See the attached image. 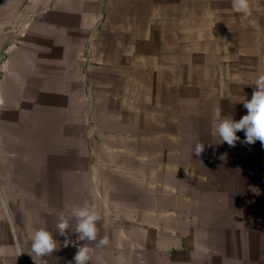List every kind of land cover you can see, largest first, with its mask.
<instances>
[{
	"label": "crops",
	"instance_id": "obj_1",
	"mask_svg": "<svg viewBox=\"0 0 264 264\" xmlns=\"http://www.w3.org/2000/svg\"><path fill=\"white\" fill-rule=\"evenodd\" d=\"M249 3L0 0V264H75L84 244L89 264H264V147L212 134L264 74ZM85 203L97 239L64 247L57 217ZM39 228L58 250L33 259Z\"/></svg>",
	"mask_w": 264,
	"mask_h": 264
},
{
	"label": "clouds",
	"instance_id": "obj_2",
	"mask_svg": "<svg viewBox=\"0 0 264 264\" xmlns=\"http://www.w3.org/2000/svg\"><path fill=\"white\" fill-rule=\"evenodd\" d=\"M234 11L242 13L244 18H249L252 14L249 0H232ZM255 90L250 100L243 102L247 114L239 121L232 117H224L214 126L213 135L218 136L220 143H226L229 147H235L237 141H240L238 132H243L245 139L241 143L246 145H254L257 141L264 147V74L257 77L255 81ZM204 144H196L195 154L199 156L204 151ZM67 213V215H65ZM103 219L101 213L93 205L85 203L84 205H65L57 217L56 230L61 236L66 237L64 247H68L73 243L67 239L68 231L71 229L77 234L78 241L94 242L97 239V225ZM75 221V226H71V221ZM31 251L34 257L50 256L54 251L58 250V242L54 239L52 232L46 228H39L30 235ZM106 238L99 241V245H107ZM93 249L89 244L78 247L74 255L75 264H89L92 262ZM99 264H103L97 257ZM115 264H127L123 256L116 258Z\"/></svg>",
	"mask_w": 264,
	"mask_h": 264
}]
</instances>
